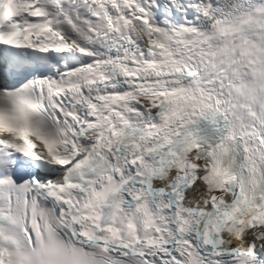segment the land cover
<instances>
[{
  "label": "snow or ice",
  "instance_id": "6c2138e0",
  "mask_svg": "<svg viewBox=\"0 0 264 264\" xmlns=\"http://www.w3.org/2000/svg\"><path fill=\"white\" fill-rule=\"evenodd\" d=\"M0 264H264V0H0Z\"/></svg>",
  "mask_w": 264,
  "mask_h": 264
}]
</instances>
